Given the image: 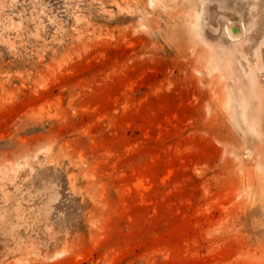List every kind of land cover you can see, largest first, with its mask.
Listing matches in <instances>:
<instances>
[{
	"label": "rangeland",
	"instance_id": "1",
	"mask_svg": "<svg viewBox=\"0 0 264 264\" xmlns=\"http://www.w3.org/2000/svg\"><path fill=\"white\" fill-rule=\"evenodd\" d=\"M0 264H264V0H0Z\"/></svg>",
	"mask_w": 264,
	"mask_h": 264
},
{
	"label": "bare ground",
	"instance_id": "2",
	"mask_svg": "<svg viewBox=\"0 0 264 264\" xmlns=\"http://www.w3.org/2000/svg\"><path fill=\"white\" fill-rule=\"evenodd\" d=\"M243 24V23H242ZM238 29H239V31H238V33L237 34H233L232 32H231V37L232 38H235V40H236V38H241L242 36H244V34L247 32V29L246 28H244V27H241V28H239V25H238ZM234 33H236V31H234ZM243 38V37H242ZM234 40V39H233Z\"/></svg>",
	"mask_w": 264,
	"mask_h": 264
},
{
	"label": "water",
	"instance_id": "3",
	"mask_svg": "<svg viewBox=\"0 0 264 264\" xmlns=\"http://www.w3.org/2000/svg\"><path fill=\"white\" fill-rule=\"evenodd\" d=\"M233 19H234V20H237L238 18L234 15V16H233ZM234 30L237 31L236 28H235Z\"/></svg>",
	"mask_w": 264,
	"mask_h": 264
}]
</instances>
